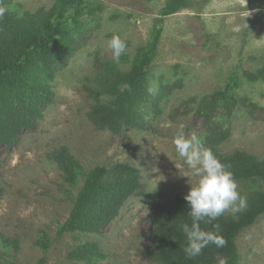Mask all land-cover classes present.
<instances>
[{
	"label": "rangeland",
	"instance_id": "374dc122",
	"mask_svg": "<svg viewBox=\"0 0 264 264\" xmlns=\"http://www.w3.org/2000/svg\"><path fill=\"white\" fill-rule=\"evenodd\" d=\"M64 1L0 0L4 13L20 19L38 22L62 11L61 26L73 38L64 49H75L53 73L36 72L53 92L40 123L21 133L12 150L0 146V264H161L153 258L151 212L156 202L169 208L197 182L173 141L195 132L206 148L207 121L198 112L204 97L226 90L229 99H236L226 116L231 135L219 152L246 151L264 160V80L252 79L264 69V0H187L169 15L164 11L170 0H73L61 10ZM159 29L148 89L156 94L167 86L170 93L158 111L145 106L151 127L121 134L100 129L89 117L95 102L89 88L101 91L106 71H129ZM114 35L126 44L118 62L108 47ZM62 147L80 163L77 186L51 159ZM119 162L140 170L141 191L101 234L58 236L86 174ZM236 182L247 203L253 190L264 189L262 182ZM236 242L241 264H264V214ZM85 244L99 255L73 258Z\"/></svg>",
	"mask_w": 264,
	"mask_h": 264
},
{
	"label": "trees",
	"instance_id": "16d2710c",
	"mask_svg": "<svg viewBox=\"0 0 264 264\" xmlns=\"http://www.w3.org/2000/svg\"><path fill=\"white\" fill-rule=\"evenodd\" d=\"M73 0H65L61 10L72 6ZM187 0H170L165 15L173 14ZM54 12L43 20L20 19L4 13L0 17V146L12 150L24 131L34 130L43 118L46 106L53 99L50 87L43 85L36 72H54L59 61L69 58L73 50L64 49L73 41L60 23L62 11ZM162 30L159 29L150 49L140 54L127 72L115 69L106 71L101 78V91L89 88L95 102L89 117L100 129L121 134L124 129H148L151 105L156 111L161 100L170 93V87H162L159 93L149 92L147 75L152 55L156 52ZM61 49V51H58ZM253 80H264V69L252 74ZM236 99H229L227 91L204 97L198 112L205 117L207 134L204 142L216 157L233 173L235 180H252L264 185V160L246 151L232 154L219 152V147L230 138L231 132L226 116L230 115ZM223 111L219 114L218 111ZM51 159L63 171L65 180L78 185L80 163L67 147L55 150ZM140 170L129 163H115L111 167L97 166L84 177L79 185L73 208L58 236L68 232L101 234L120 214L128 199L138 194L143 186ZM189 206L185 197L177 196L167 208L161 202L154 204L151 212L152 236L156 250L153 258L161 264H241L237 236L264 214V189L251 192L247 209L238 216L222 214L212 224L201 222L203 230H215L226 239L224 247H206L196 258H188L184 252L186 237L182 231L184 223L191 224ZM98 249L89 244L80 246L73 258L86 259L98 256ZM223 256V259H220ZM42 259L41 263L44 262Z\"/></svg>",
	"mask_w": 264,
	"mask_h": 264
},
{
	"label": "clouds",
	"instance_id": "9594fccd",
	"mask_svg": "<svg viewBox=\"0 0 264 264\" xmlns=\"http://www.w3.org/2000/svg\"><path fill=\"white\" fill-rule=\"evenodd\" d=\"M5 9L0 8V17ZM108 47L113 59L119 61L125 52L126 44L119 36H113ZM152 89H149L151 92ZM183 128L184 126L181 125ZM174 145L179 156L184 157L191 169V175L197 177V182L190 187L185 195L188 202L191 224L184 223L182 231L186 237L184 252L190 259L200 256L203 250L215 245L224 247L227 243L220 234L219 225H213V230H203L201 222L212 224L218 217L230 210L233 214L247 209V198L238 191V184L233 173L222 163L211 149L199 144L198 136L191 133L190 138L178 135L174 138ZM223 264V261H221Z\"/></svg>",
	"mask_w": 264,
	"mask_h": 264
}]
</instances>
